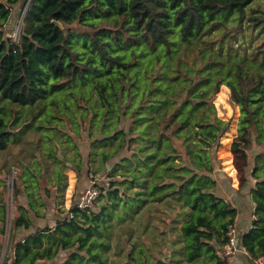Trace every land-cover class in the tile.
<instances>
[{"label": "trees", "instance_id": "1", "mask_svg": "<svg viewBox=\"0 0 264 264\" xmlns=\"http://www.w3.org/2000/svg\"><path fill=\"white\" fill-rule=\"evenodd\" d=\"M254 1L0 0V264H232L222 85L240 107L231 152L255 205L238 247L264 258V57L213 36ZM261 14L252 8L254 28ZM67 168L100 177V195L52 218Z\"/></svg>", "mask_w": 264, "mask_h": 264}, {"label": "rangeland", "instance_id": "2", "mask_svg": "<svg viewBox=\"0 0 264 264\" xmlns=\"http://www.w3.org/2000/svg\"><path fill=\"white\" fill-rule=\"evenodd\" d=\"M252 8L260 10L262 12L261 15H264V0H255L252 5L248 7L247 16L243 19L241 26H239V23L237 21L233 23H228L226 28L220 27L218 30L213 32L214 37H223L225 39L224 44L226 49L224 50V52L229 51L231 54L239 53L240 55H243L247 58L264 57V26H262L263 23L261 25H257L256 28L251 25L248 16L252 14ZM15 10L16 9H14V12ZM24 13L25 11L16 12L17 15L12 18L10 22V27L9 29H7L9 34H7L8 37H11L14 41L18 38L13 37V32H15V30L18 28L22 30ZM227 31L229 33L225 35V32ZM229 41L231 42L230 47L226 45ZM215 104L217 106L218 115L224 120H229V127L222 134L218 149V156L222 161V167L228 168L232 166L233 163L235 164V154L231 152V144L233 138L237 135L240 107L238 104L233 102L230 89L226 85L221 86L220 91L216 95ZM82 141L85 142L81 143V147L82 145L86 146V135ZM73 153V150L71 152L67 151L65 156H68L69 154ZM59 155L64 157L63 153L60 151ZM237 169L239 168L237 167ZM64 173L67 175V182L60 187H54L57 196L55 197V202L50 204L48 208L49 216H51L52 218H55L54 215L57 216L56 212H59L61 210H68L71 207L75 198L77 197L79 199L83 192L89 187L91 179L95 180L97 183L100 182V184L103 182L100 177L97 176H89L87 178L78 179L76 172L68 168L64 171ZM48 176L54 179L56 178L55 175L52 173V170H50V172L48 171ZM13 203V184L12 179H10L8 185V204L10 218L13 217V214H16V206ZM10 223L8 225L6 235L3 237V251H5L7 245V236L9 235ZM54 224L55 223L52 220L51 225ZM25 233L26 232H24V234Z\"/></svg>", "mask_w": 264, "mask_h": 264}, {"label": "crops", "instance_id": "3", "mask_svg": "<svg viewBox=\"0 0 264 264\" xmlns=\"http://www.w3.org/2000/svg\"><path fill=\"white\" fill-rule=\"evenodd\" d=\"M221 180L219 181L218 193L226 196L228 199L233 201L235 206L238 208V218L234 231L236 236L243 233L251 227L254 216V202L250 193L251 184L244 187L240 186L241 180L244 178L246 173L240 169H237L235 164L228 168H223ZM223 255L230 257L232 264H246L250 258L246 250H239L235 254H227L224 248Z\"/></svg>", "mask_w": 264, "mask_h": 264}, {"label": "built area", "instance_id": "4", "mask_svg": "<svg viewBox=\"0 0 264 264\" xmlns=\"http://www.w3.org/2000/svg\"><path fill=\"white\" fill-rule=\"evenodd\" d=\"M25 11V9L23 10ZM21 30L20 28L16 29L15 32H13V37L18 38L20 36ZM100 195V189L97 185V182L93 179H91V183L89 187L83 192V194L80 196L78 201V206L82 209H91L93 208V204L97 197ZM229 242L227 243L225 250L227 254H235L238 250V238L236 236V233L234 229H232L229 233ZM246 264H264V258H258V259H252Z\"/></svg>", "mask_w": 264, "mask_h": 264}, {"label": "water", "instance_id": "5", "mask_svg": "<svg viewBox=\"0 0 264 264\" xmlns=\"http://www.w3.org/2000/svg\"><path fill=\"white\" fill-rule=\"evenodd\" d=\"M59 25V23H57Z\"/></svg>", "mask_w": 264, "mask_h": 264}]
</instances>
